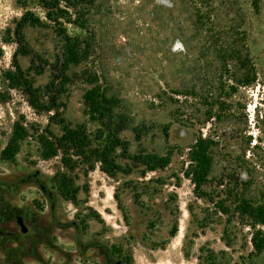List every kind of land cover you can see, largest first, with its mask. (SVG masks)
Wrapping results in <instances>:
<instances>
[{"label":"rangeland","instance_id":"1","mask_svg":"<svg viewBox=\"0 0 264 264\" xmlns=\"http://www.w3.org/2000/svg\"><path fill=\"white\" fill-rule=\"evenodd\" d=\"M239 3L233 25L200 27L185 0H92L70 10L60 35L36 0H0V264H204L210 253L215 264H264L251 230L235 222L225 246L224 218L185 177L190 148L208 137L209 182L238 179L248 200L264 197V0L258 12L249 0ZM27 13L39 23L22 26L21 55L14 33ZM226 26L233 40L223 35ZM67 43L79 60L63 68ZM230 44L238 54L226 71L215 48ZM244 58L256 74L250 87L237 84ZM24 80L39 111L29 106ZM94 88L115 102L112 127L123 122L119 145L106 151L111 176L94 157L88 165L71 157L69 169L59 154L40 157L39 136L62 133L45 111L52 100L54 119L81 126L91 148L106 150L108 135L83 103ZM15 124L24 137L6 159ZM147 155L169 162L148 171L134 162ZM57 173L71 180L74 203L52 182Z\"/></svg>","mask_w":264,"mask_h":264},{"label":"trees","instance_id":"2","mask_svg":"<svg viewBox=\"0 0 264 264\" xmlns=\"http://www.w3.org/2000/svg\"><path fill=\"white\" fill-rule=\"evenodd\" d=\"M186 4L194 13L195 22L200 26H207L213 22L229 23L233 25L236 19L239 17L241 11L239 0H185ZM39 6L45 13V19L50 22L57 34L64 35V24H69V12L76 7H82L91 3L92 0H36ZM261 0H249V5L254 12L259 11ZM26 23H39L37 18H33L31 14H24L15 28V39L19 46L18 52L21 55H25L27 52L23 46V38L21 35V28ZM241 23V21H240ZM224 36L234 39L232 26L224 27ZM67 40V38H66ZM68 42V40H67ZM66 57L64 60L63 68L66 64H77L79 60L76 47L71 46L70 43L66 45ZM215 54L222 67L226 70L229 66L228 62L232 63L237 57V51L233 44L220 45L215 48ZM242 66L245 69V73L240 76L239 82L233 79V83H237L242 87H250L256 81V74L248 58L241 60ZM15 68L18 70V66ZM228 71V70H226ZM231 79V80H232ZM67 81V78L62 77L63 82ZM24 91L29 97V106L39 111L35 91L31 89L29 83L24 80ZM230 90L235 92L233 86ZM51 105L48 106L45 111L54 112V116L50 119L55 120L54 124L62 125V133L59 137L52 134H46L39 136V143L41 145L40 157L43 160H48L58 156H61L60 163L65 169L71 167V157L81 159L88 165L89 160L94 157L95 161L102 165V172L108 176H111L110 162L108 161V153L106 152L119 145L117 140V133L123 129V122L118 121L113 127L111 123V110L115 105V102L106 99L97 89L87 91L83 97V103L86 107L87 114L91 121L97 122L101 128H104L109 142L105 144L102 150L91 148V142L88 136L85 134L81 126H71L65 124L60 118L57 120L54 117L58 116L57 105L54 100L51 101ZM23 129L17 124L14 125L13 134L9 139L6 147L1 152L3 158H11L17 151L18 142L23 139ZM99 140V138L97 139ZM213 145V141L208 137H199L195 140L194 145L188 152V168L185 172V177L189 179L194 187V194L198 199H204L206 203L214 211L215 215H220L224 218V228L222 231L225 246L230 245V238L228 234V228L232 223H236L238 226L248 228L251 230L250 245L255 254H261L264 252V233L261 227L264 226V197L259 202H252L248 200L244 195L246 186L242 181L238 179L230 180L225 176H220L213 182H209L208 174L210 173L212 158L210 155V148ZM134 162L145 167L148 171H154L156 169L164 168L168 162V157H156L147 155L144 158L135 157ZM52 182L56 186L59 194L66 200L74 203L75 201V189L72 186L71 180L61 173H57ZM212 186H207V184ZM207 186L209 192L202 190ZM212 187V189H211ZM97 217V216H96ZM96 219H99L98 217ZM175 228L171 231L174 233ZM204 264H215V258L212 253L205 259Z\"/></svg>","mask_w":264,"mask_h":264},{"label":"water","instance_id":"3","mask_svg":"<svg viewBox=\"0 0 264 264\" xmlns=\"http://www.w3.org/2000/svg\"><path fill=\"white\" fill-rule=\"evenodd\" d=\"M16 224L18 225V227H19V229H20V232H21L22 234H24V233L27 232V229H26V227L24 226L23 221H22L21 218H19V217L16 218Z\"/></svg>","mask_w":264,"mask_h":264}]
</instances>
